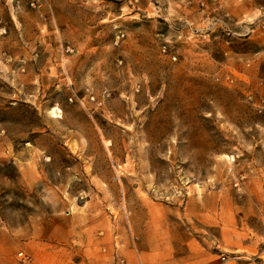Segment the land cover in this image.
<instances>
[{
	"label": "rangeland",
	"instance_id": "374dc122",
	"mask_svg": "<svg viewBox=\"0 0 264 264\" xmlns=\"http://www.w3.org/2000/svg\"><path fill=\"white\" fill-rule=\"evenodd\" d=\"M6 243L264 264V0H0Z\"/></svg>",
	"mask_w": 264,
	"mask_h": 264
},
{
	"label": "crops",
	"instance_id": "0c3cea01",
	"mask_svg": "<svg viewBox=\"0 0 264 264\" xmlns=\"http://www.w3.org/2000/svg\"><path fill=\"white\" fill-rule=\"evenodd\" d=\"M18 246L22 247L23 245L26 247H29L31 245L30 241L24 242V244L21 245V243L17 244ZM16 244H11V243H6V247L3 251H0V264H19V262L13 257V251L17 247ZM84 255H80V258H83V263L84 264H96L94 258L89 255V248L84 245ZM30 249V248H29ZM36 249V247H35ZM63 255V254H62ZM61 255V257H63ZM78 257V258H79ZM92 257V258H91ZM80 262V263H82Z\"/></svg>",
	"mask_w": 264,
	"mask_h": 264
},
{
	"label": "built area",
	"instance_id": "2783aa9c",
	"mask_svg": "<svg viewBox=\"0 0 264 264\" xmlns=\"http://www.w3.org/2000/svg\"><path fill=\"white\" fill-rule=\"evenodd\" d=\"M18 260L21 264H34L33 257L23 251L17 253ZM106 264H125L122 258L115 256L112 260H107Z\"/></svg>",
	"mask_w": 264,
	"mask_h": 264
}]
</instances>
